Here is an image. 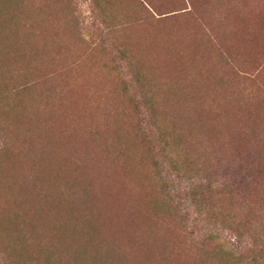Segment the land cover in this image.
Instances as JSON below:
<instances>
[{
  "label": "rangeland",
  "instance_id": "obj_1",
  "mask_svg": "<svg viewBox=\"0 0 264 264\" xmlns=\"http://www.w3.org/2000/svg\"><path fill=\"white\" fill-rule=\"evenodd\" d=\"M147 1L149 18L135 0H97L95 12L85 0H0V264L4 251L13 264H221L186 231L192 219L163 204L138 129L144 89L174 113L156 111L170 129L187 134L180 113L201 128L193 151L217 157L227 190L253 192L246 202L264 233V173L250 185L264 168V0ZM198 108L217 130L204 131ZM28 175L48 192L24 188ZM39 206L81 231L53 216L40 233Z\"/></svg>",
  "mask_w": 264,
  "mask_h": 264
},
{
  "label": "trees",
  "instance_id": "obj_2",
  "mask_svg": "<svg viewBox=\"0 0 264 264\" xmlns=\"http://www.w3.org/2000/svg\"><path fill=\"white\" fill-rule=\"evenodd\" d=\"M85 1L88 2L89 5H92V11L95 12L98 8L97 0ZM133 4L134 7L139 6V11L143 12L148 18L152 16L148 6L153 10L154 8L147 0H135ZM105 9L108 10L109 8ZM106 15L111 19L109 12ZM125 57L126 56H123V59ZM131 59L132 58L128 61V64H131ZM155 95L156 93L153 92V90L144 89L135 106L137 112L142 115L139 120L138 129L141 130L144 136L143 149H147L151 152L153 159L152 167H156L163 188V204H169L167 207L170 210V214L182 213L187 221L192 219V224L189 225L191 230H187L186 228V231L191 237L199 239L198 249H200L202 253L209 254L212 247L215 259L213 262L221 264H264V247L261 242L264 233L261 232L262 230L258 226L259 223L253 222L250 215L251 208L250 206L248 207L246 202L248 193L253 192H248V189L243 191L241 187H236V189L240 190H227L226 186L228 184L226 179L214 170L213 163L217 157L211 158L204 151H202L203 155L194 152L192 149L195 143V136L193 134L201 128L198 129V125L189 124L188 118L180 113L178 119L181 125H185L187 119V134L182 128L176 131L170 129L165 120L167 116H158L156 111L159 110L169 115L174 113L167 111L165 104L163 105V103L161 104L160 102L161 98L158 100ZM201 110L204 115H209L208 117H204V119H207L205 123L201 119L198 121L204 123L202 127L204 131L206 130L209 132L210 130L212 132L217 130L216 124L212 123L214 119H212L210 113L206 112V109L198 108V111ZM169 117L171 118L174 116L170 115ZM192 117L194 118L193 115ZM149 118H153V120L150 121ZM220 121L224 122L226 120ZM46 156L47 155L42 153L35 159L33 158L34 164L37 165L39 158L44 159ZM258 162L260 163L259 160ZM255 163L256 161H249L248 164L243 162L240 166L243 169L252 170L249 166ZM190 164L193 165V167L187 168L186 166ZM260 165L261 164L257 166L252 175L251 186L259 183L260 176L264 173L263 166L262 169H259ZM185 170L187 173L182 172ZM188 172H193V175H188ZM78 174L79 173H76V175ZM32 182L31 175H28L27 182L23 183L22 186L25 188V185H29L30 183L31 187L32 184L34 185L36 192L48 190L45 183L43 184L42 180H40V175H37ZM13 189L16 190L15 188ZM216 189L218 190L217 194L220 195L219 197L214 196V190ZM74 190L77 191L75 202L80 200L84 203V196L81 194L83 190L78 188ZM227 192L229 193V197L226 196ZM23 196L26 197V195ZM23 196L22 198H24ZM212 198H214V200H212ZM226 198L230 199L234 205V210L238 208L241 210L242 214H236L233 208L224 203V199ZM39 208V214L43 216L42 221L47 224L45 227H41L39 232L47 233L49 227L54 225V221L57 220L53 216L59 217L57 214L52 213L59 211V208L47 207L46 209L43 206H39ZM109 210L110 208L106 209V212H104L106 216L105 223H110ZM62 212L66 213L65 211ZM220 214L223 218H227V221L231 223L230 225H236L226 229L223 225L217 224ZM61 220L62 229L66 228L70 233L74 232L75 234L81 231L77 226H71L68 221ZM221 221L225 222L224 219H221ZM31 224L32 222L28 223V227ZM203 224L206 227L205 232L201 234L200 232L203 228ZM22 225L24 224L22 223ZM199 225H201L200 228H198ZM245 225H249L250 228L248 229L251 230L250 232H247L244 228ZM51 229L55 230L56 228L51 227ZM116 229L117 227L114 230ZM25 235H31V232L25 233ZM224 251H228L230 256H222V258L217 257L218 253L221 255ZM2 261L3 264H13V260L10 259V253L8 251L2 252Z\"/></svg>",
  "mask_w": 264,
  "mask_h": 264
},
{
  "label": "bare ground",
  "instance_id": "obj_3",
  "mask_svg": "<svg viewBox=\"0 0 264 264\" xmlns=\"http://www.w3.org/2000/svg\"><path fill=\"white\" fill-rule=\"evenodd\" d=\"M117 172V171H116Z\"/></svg>",
  "mask_w": 264,
  "mask_h": 264
}]
</instances>
